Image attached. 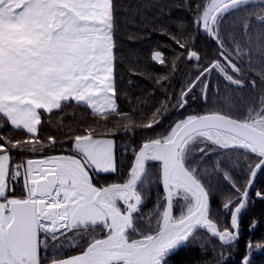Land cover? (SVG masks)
<instances>
[{
	"label": "snow or ice",
	"instance_id": "snow-or-ice-1",
	"mask_svg": "<svg viewBox=\"0 0 264 264\" xmlns=\"http://www.w3.org/2000/svg\"><path fill=\"white\" fill-rule=\"evenodd\" d=\"M121 21L132 43L166 39L141 60L118 44ZM121 66L127 84L154 85L134 104ZM197 93L203 109L187 112ZM75 108L93 117L82 130L62 119ZM258 176L264 0H0V264H193L181 257L194 251L227 264L242 215L264 202ZM254 251L264 241L241 264Z\"/></svg>",
	"mask_w": 264,
	"mask_h": 264
},
{
	"label": "trees",
	"instance_id": "trees-1",
	"mask_svg": "<svg viewBox=\"0 0 264 264\" xmlns=\"http://www.w3.org/2000/svg\"><path fill=\"white\" fill-rule=\"evenodd\" d=\"M124 2H127V0H124ZM176 4L181 3V0H175ZM174 16L187 18V14L175 11ZM137 29L133 28L131 25H124L123 21H121V27L118 32V44L120 45L123 52L127 53L130 49H136L138 53H142L140 56L141 60H146L148 56V50L155 44L160 45L162 40H165V37L153 34L150 39H144L141 41H138L136 43H132L127 39V34L129 31H136ZM199 47L202 50H207L209 48L208 42L205 40H201L199 42ZM162 71V69H158ZM122 79L120 80V86H122L125 91L128 93V97L131 100V103H136L137 98L145 97L146 93L149 92L154 88V85L151 81L143 80L140 77H131L133 80V84L129 85L127 84L128 74L126 70V66H121L120 69ZM194 74V73H193ZM181 84V81L179 79H173L170 89H178ZM223 87V85H222ZM195 91V90H194ZM161 96L160 92L157 91L155 93V99L153 100V104L155 103V100L159 99ZM118 103L121 105L122 109L127 110L129 107V101L126 100L124 97H121ZM203 101L199 98V93L196 94L195 99H191L189 101V106L187 108V112H199L203 109ZM178 115L175 112L170 113L169 117H166L165 119L168 120L171 116ZM62 119L71 125L73 128H77L79 130H82L80 128V125L86 124L87 122L91 121L93 117L90 115L89 110L85 108H75V109H69L67 110V113L63 115ZM168 125L165 123L161 127V131L166 128ZM159 127V126H158ZM52 134L58 135V133L54 129H50ZM139 137H136L138 139ZM118 141L120 143H123L124 140L122 137H118ZM120 147L118 146L117 152L119 154ZM52 150L45 149L44 153L39 154H28L30 156H41L47 152H50ZM62 152V149L60 146H57L55 149V152L53 154H60ZM131 159V153H129L127 156L123 158V164L127 165ZM109 179V177H101L100 182H104V180ZM264 185V176H258L256 186H262ZM221 188L227 187L225 184L221 183ZM16 194L19 195L20 191L17 189ZM162 195V189L157 187H153L148 195V199L144 205V211L145 213L150 212V210L153 209L154 205L157 203V196ZM255 200V197H253ZM255 218L257 221H259L257 227L254 230H249V224L250 221ZM147 222V218H145V223ZM225 222H227V218H225ZM241 231L242 235L238 242V245L235 249L231 250V257L228 260L227 264H241V261L243 257L246 254V242L251 239L252 241H264V202H261L260 200H255L253 204L250 205L247 212L242 215L241 219ZM219 247V245H217ZM181 259H189L195 264L196 260L198 259V253L192 252L185 254V256L181 257ZM252 264H264V251L253 252L252 255Z\"/></svg>",
	"mask_w": 264,
	"mask_h": 264
},
{
	"label": "rangeland",
	"instance_id": "rangeland-1",
	"mask_svg": "<svg viewBox=\"0 0 264 264\" xmlns=\"http://www.w3.org/2000/svg\"><path fill=\"white\" fill-rule=\"evenodd\" d=\"M17 189H18L20 192H21V190H22V189H21V186H20L19 184L17 185Z\"/></svg>",
	"mask_w": 264,
	"mask_h": 264
},
{
	"label": "water",
	"instance_id": "water-1",
	"mask_svg": "<svg viewBox=\"0 0 264 264\" xmlns=\"http://www.w3.org/2000/svg\"><path fill=\"white\" fill-rule=\"evenodd\" d=\"M242 219V218H241ZM240 231H241V229H240ZM241 235H242V231H241ZM241 238V237H240Z\"/></svg>",
	"mask_w": 264,
	"mask_h": 264
}]
</instances>
